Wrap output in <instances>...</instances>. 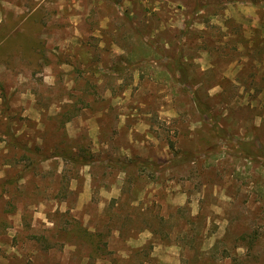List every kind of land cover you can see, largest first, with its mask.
<instances>
[{
  "label": "rangeland",
  "instance_id": "1",
  "mask_svg": "<svg viewBox=\"0 0 264 264\" xmlns=\"http://www.w3.org/2000/svg\"><path fill=\"white\" fill-rule=\"evenodd\" d=\"M261 149L264 0H0V264H264Z\"/></svg>",
  "mask_w": 264,
  "mask_h": 264
},
{
  "label": "trees",
  "instance_id": "2",
  "mask_svg": "<svg viewBox=\"0 0 264 264\" xmlns=\"http://www.w3.org/2000/svg\"><path fill=\"white\" fill-rule=\"evenodd\" d=\"M200 2H202V0H200ZM200 8L203 9L204 7H198L197 11ZM169 70H170V72L172 71L173 75L175 74V72L178 73V76L180 75V77L182 79L181 83H185V81L188 79L187 70L183 64H179L177 66L176 70H172V69H169ZM114 71H116V69H114V70L112 69L111 73H114ZM193 99L195 101L196 107L199 108V111L202 114H204L205 108L198 103L195 95L193 96ZM219 132L221 134V131H219ZM246 149H247V147H244V150H246ZM260 152H261V154H260ZM262 152H264V149H261L259 151L260 160H262L264 162V153H262ZM58 158L61 161H63L66 165H71L73 168H78L80 166H92L90 164L86 165L84 163V162H86V161H84L86 159H84L83 157L77 156V155H73L70 150H69V152L67 151L66 153H63V155H59ZM188 162L189 161H188L187 156L178 157L177 159L173 160L172 166L175 167V166L186 164ZM108 165H111V164L109 163ZM138 165L139 164L136 161H130L129 160L128 162H124L121 164V169L125 171V170H127V168H135V167H138ZM143 165L146 166L147 168H150V167H152L153 164L143 163ZM124 171H122V172H124ZM62 179H65V177H62ZM72 233H74L76 235V237H78L84 243H86L87 245L92 247V250L94 252L99 250L100 244H101V238H100L101 235L100 234H98V233L97 234H89L86 231L82 230L79 226H72Z\"/></svg>",
  "mask_w": 264,
  "mask_h": 264
}]
</instances>
